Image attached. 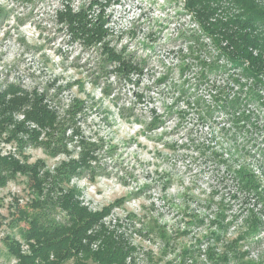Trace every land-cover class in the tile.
I'll use <instances>...</instances> for the list:
<instances>
[{
    "label": "rangeland",
    "instance_id": "obj_1",
    "mask_svg": "<svg viewBox=\"0 0 264 264\" xmlns=\"http://www.w3.org/2000/svg\"><path fill=\"white\" fill-rule=\"evenodd\" d=\"M69 1L78 7L90 0ZM60 3L0 0V82L14 81L51 94L61 85L63 101L84 100L78 123L98 143L100 169L94 183L72 180L82 203L92 211L117 200L122 204L104 221L110 228L117 225L137 246L139 264H146L149 256L160 264L173 263L178 249L205 234L197 225L198 217L206 225L215 223L219 209L226 210L229 221L237 215L223 242L232 239L248 216L246 210H251L263 227L240 248L248 260L264 264V207L252 195L236 192L235 180L211 158L219 148L234 154L237 163L244 161L257 175L264 197V112L251 107L253 126L235 123L232 114L211 98L216 91L195 86L194 68L184 66L185 38L195 27L181 1L108 0L112 45L142 65V74L131 76L135 84L109 73V65L101 69L98 55L89 56L69 42L54 21ZM204 107H212L206 120L201 118ZM26 153L30 162L43 159L50 167L63 158H52L40 148L29 147ZM30 196L24 177L0 188V264H15L4 239L21 241L19 228L24 224L14 221L15 208L24 206ZM157 226L171 232L165 252V241L146 233Z\"/></svg>",
    "mask_w": 264,
    "mask_h": 264
},
{
    "label": "trees",
    "instance_id": "obj_2",
    "mask_svg": "<svg viewBox=\"0 0 264 264\" xmlns=\"http://www.w3.org/2000/svg\"><path fill=\"white\" fill-rule=\"evenodd\" d=\"M180 1L195 27L185 38L184 49V66L194 68L195 86H208L217 96L223 95L211 97L218 108L229 111L235 123L253 126L255 111L249 108L264 112V0ZM108 6V0H90L78 7L61 0L54 9V21L71 44L79 45L89 56L98 55L101 69L103 64L109 65V73L135 84L131 76L141 75L142 65L112 45ZM179 52L184 55L183 50ZM61 89L60 85L51 94V90L14 81L0 82V188L24 177L31 195L24 206L15 208L14 221L24 225L19 228L21 241L10 236L4 239L7 252L15 264H139L137 246L117 230V225L110 228L104 221L115 206L122 204L117 200L92 211L72 185L73 179L95 182L100 169L99 147L78 123L84 100L72 97L63 101ZM204 108L201 118L206 120L212 107ZM29 147L40 148L52 158H63L52 167L43 159L30 162L26 153ZM228 153L229 161L217 151L211 152V158L235 180L236 192L252 195L264 207L257 175L245 164L237 167L235 155ZM231 196L236 199V195ZM224 211L219 209L211 225L198 217L197 225L205 234L178 249L173 263L163 264H262L248 260L247 252L240 248L263 227L261 219L247 209L248 216L235 237L223 242L232 220H237L233 215L229 221ZM146 233L165 241L163 252L167 250L168 229L150 227ZM160 263L149 256L146 264Z\"/></svg>",
    "mask_w": 264,
    "mask_h": 264
},
{
    "label": "clouds",
    "instance_id": "obj_3",
    "mask_svg": "<svg viewBox=\"0 0 264 264\" xmlns=\"http://www.w3.org/2000/svg\"><path fill=\"white\" fill-rule=\"evenodd\" d=\"M204 131H207V129H205ZM217 132H219V129H217ZM198 142H203V143H205V144L208 143L207 141H198ZM208 146H209V149H210V150H212V148L215 147L214 144H211V145H208ZM215 150H216L217 152H219V148H215ZM223 159H224L225 161H229V160H230V154H229L228 152H224V153H223ZM243 163H244V161H238V163H237V167H239V166L242 165Z\"/></svg>",
    "mask_w": 264,
    "mask_h": 264
}]
</instances>
